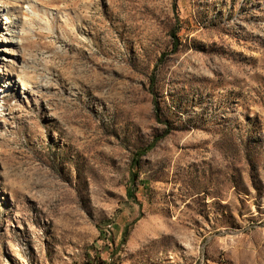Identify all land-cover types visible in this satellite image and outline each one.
Returning <instances> with one entry per match:
<instances>
[{
	"label": "rangeland",
	"instance_id": "obj_1",
	"mask_svg": "<svg viewBox=\"0 0 264 264\" xmlns=\"http://www.w3.org/2000/svg\"><path fill=\"white\" fill-rule=\"evenodd\" d=\"M3 55L0 264H264V0H0Z\"/></svg>",
	"mask_w": 264,
	"mask_h": 264
},
{
	"label": "trees",
	"instance_id": "obj_2",
	"mask_svg": "<svg viewBox=\"0 0 264 264\" xmlns=\"http://www.w3.org/2000/svg\"><path fill=\"white\" fill-rule=\"evenodd\" d=\"M158 139H156L154 142H156ZM154 144V143H153ZM152 147H150L149 149H151ZM147 152V150L146 149H143V150H139V151H137L136 153H135V155H136V158L133 160V162H134V164H133V166L134 165H136L137 163H138V159H139V157L140 156H142V155H144V153H146ZM133 176H135V175H132V177ZM125 236V235H124Z\"/></svg>",
	"mask_w": 264,
	"mask_h": 264
},
{
	"label": "bare ground",
	"instance_id": "obj_3",
	"mask_svg": "<svg viewBox=\"0 0 264 264\" xmlns=\"http://www.w3.org/2000/svg\"><path fill=\"white\" fill-rule=\"evenodd\" d=\"M0 60L2 61V62H5L7 59H6V56L5 55H3V56H1L0 57Z\"/></svg>",
	"mask_w": 264,
	"mask_h": 264
}]
</instances>
